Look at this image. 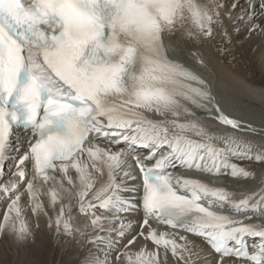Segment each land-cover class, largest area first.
I'll use <instances>...</instances> for the list:
<instances>
[{"label": "snow or ice", "instance_id": "6c2138e0", "mask_svg": "<svg viewBox=\"0 0 264 264\" xmlns=\"http://www.w3.org/2000/svg\"><path fill=\"white\" fill-rule=\"evenodd\" d=\"M245 5L0 0V172L14 128L28 134L0 185V236L32 238L30 210L97 248L82 264H264V177L251 192L209 182L253 178L239 162L264 165V142L175 59L191 45L206 68V44L227 55L264 37V0Z\"/></svg>", "mask_w": 264, "mask_h": 264}, {"label": "bare ground", "instance_id": "6f19581e", "mask_svg": "<svg viewBox=\"0 0 264 264\" xmlns=\"http://www.w3.org/2000/svg\"><path fill=\"white\" fill-rule=\"evenodd\" d=\"M226 2L230 4L232 0H226ZM240 4L241 6H246L245 0H240ZM257 21L264 23V16H258ZM237 39L240 40V44H237L227 55L216 53L211 45L206 44L204 48L205 59L208 64L206 68L196 65L189 56V49L195 51L191 45L182 46L183 51L177 58L184 59L188 65L198 68L210 81L216 99L221 103L226 113L238 117L242 121L258 129L257 133L249 134L248 139L251 141L252 138H254L253 142L260 144L264 142V37L253 35L250 38L241 36ZM21 140V138H18L14 142L13 148H11L9 153L11 158L6 161L7 165L3 168V171L0 172V185L6 182L11 176L18 153L26 150L24 147L25 145L19 143ZM18 145L22 146L18 149ZM257 164L258 163H255L254 166L256 167ZM257 171L258 172L253 171L254 175L261 173L262 177H264V165H258ZM228 180L231 181L230 186L236 183L237 193L247 192L246 189L242 187L247 183L250 184L249 181L243 183L241 179L236 180L235 178H228ZM26 199L27 197H25V200ZM72 203V215L75 218L73 222L78 225H83L85 223V218L79 213L78 208L75 206V201ZM3 212L4 203H0V217L3 216ZM27 215L33 224V238L37 242H35L36 244L34 245L30 244L33 242L31 241L33 238L25 241L32 245L29 250L31 256V259L28 260L29 264H46L48 260H52L50 257H47L43 250L45 239L50 247L56 245L55 250L58 256L61 257V264H82V260L85 259V256H88L90 253L93 255L97 254V248L91 244H85L81 249L75 241L69 240L65 236L57 238L54 232L46 227V221L43 217L40 220V227L37 229L30 210ZM135 219L139 220L140 216H136ZM5 236L10 242V247H13V249L17 247L16 244L19 245V243H21L15 241L9 235ZM189 239H193V237L189 236ZM142 243V241H138L133 247L140 248ZM197 243L201 247H207L198 239ZM147 247L152 248L150 244H148ZM172 259L173 258L169 256V264H172ZM6 263L5 261V264Z\"/></svg>", "mask_w": 264, "mask_h": 264}, {"label": "rangeland", "instance_id": "374dc122", "mask_svg": "<svg viewBox=\"0 0 264 264\" xmlns=\"http://www.w3.org/2000/svg\"><path fill=\"white\" fill-rule=\"evenodd\" d=\"M32 238H30L29 240H31ZM31 241H33V242L30 244L34 245L37 243L34 238ZM8 242H9L8 238L5 235L0 236V264H5V261L7 262L6 264H8V263L9 264H29L28 260L31 259L29 250L32 247V245L28 244V242L27 243L21 242V243H19V245L16 244L17 247H15V249H13V247H10V242L9 243ZM21 244H23V245H21ZM55 246L50 247L49 243L45 239V242L43 245V250L46 253L47 257L48 258L50 257L52 259L51 261L48 260V262H46V264H61L62 260H61V257H59L58 254L56 253ZM24 251H25V253H24Z\"/></svg>", "mask_w": 264, "mask_h": 264}]
</instances>
